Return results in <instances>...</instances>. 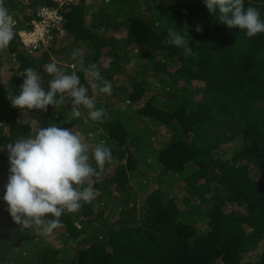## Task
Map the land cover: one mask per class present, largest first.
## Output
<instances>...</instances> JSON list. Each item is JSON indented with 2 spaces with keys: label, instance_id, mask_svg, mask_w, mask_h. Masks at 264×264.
I'll list each match as a JSON object with an SVG mask.
<instances>
[{
  "label": "trees",
  "instance_id": "16d2710c",
  "mask_svg": "<svg viewBox=\"0 0 264 264\" xmlns=\"http://www.w3.org/2000/svg\"><path fill=\"white\" fill-rule=\"evenodd\" d=\"M64 1L4 0L15 25L0 50V264H264V33L229 29L204 0ZM249 6L264 20V0ZM40 8L58 10L63 25L32 51L19 31ZM170 27L198 55L174 46ZM77 49L111 95L91 86ZM53 61L75 72L101 120L83 106L73 117L71 100L46 112L12 106L25 70L47 89ZM51 124L78 132L90 157L103 141L112 159L84 185L91 203L42 235L16 224L3 199L7 145Z\"/></svg>",
  "mask_w": 264,
  "mask_h": 264
},
{
  "label": "clouds",
  "instance_id": "9594fccd",
  "mask_svg": "<svg viewBox=\"0 0 264 264\" xmlns=\"http://www.w3.org/2000/svg\"><path fill=\"white\" fill-rule=\"evenodd\" d=\"M204 3L213 15L218 12L219 21L229 29L246 30L248 37L264 33L260 12L251 6L245 10L244 0H204ZM14 25L15 19L4 6V0H0V50L13 39ZM200 30L197 26V31ZM168 37L174 46L184 49L186 56L198 55L193 53L185 37L171 27ZM78 57H81L80 70L92 78L91 86L98 87L100 93L111 95L112 84L101 77L97 65L84 67L82 54L77 49L72 58L76 60ZM43 71L52 77L47 89L42 87L40 75L28 67L19 95L11 99L13 107L46 112L49 105L58 107L71 100L73 117L81 116L80 106L89 110L88 117L92 121L101 120L106 115L103 108L94 110V98L88 96V88L81 85L75 72L65 74L55 61L45 64ZM7 151L10 175L3 199L16 224L23 229L39 230L42 235H49L63 227L60 221L63 213L79 211L82 201L91 203L95 198L94 190L84 185L94 175L100 177L105 163L112 159L111 150L105 147L103 141L94 147L90 157L89 145L83 142L78 132L56 124L39 128L27 138L16 139L14 144L7 145ZM92 159L99 171L92 167ZM47 216L51 218L45 219Z\"/></svg>",
  "mask_w": 264,
  "mask_h": 264
},
{
  "label": "built area",
  "instance_id": "2783aa9c",
  "mask_svg": "<svg viewBox=\"0 0 264 264\" xmlns=\"http://www.w3.org/2000/svg\"><path fill=\"white\" fill-rule=\"evenodd\" d=\"M38 16L33 29L19 32L20 40L32 51L47 48L52 38L51 30L63 25V16L56 9L40 8Z\"/></svg>",
  "mask_w": 264,
  "mask_h": 264
},
{
  "label": "rangeland",
  "instance_id": "374dc122",
  "mask_svg": "<svg viewBox=\"0 0 264 264\" xmlns=\"http://www.w3.org/2000/svg\"><path fill=\"white\" fill-rule=\"evenodd\" d=\"M90 1V0H89ZM65 3V1L61 0V4ZM9 64L7 65H4L5 67L8 66ZM5 72V70L3 71ZM154 144H157L156 146H159V143L158 142H155ZM248 258H251V256L248 255Z\"/></svg>",
  "mask_w": 264,
  "mask_h": 264
}]
</instances>
